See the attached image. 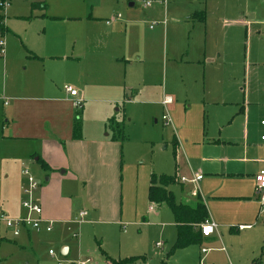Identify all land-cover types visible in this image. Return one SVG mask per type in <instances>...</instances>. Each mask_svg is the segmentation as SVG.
I'll return each instance as SVG.
<instances>
[{"label": "rangeland", "instance_id": "rangeland-1", "mask_svg": "<svg viewBox=\"0 0 264 264\" xmlns=\"http://www.w3.org/2000/svg\"><path fill=\"white\" fill-rule=\"evenodd\" d=\"M5 1L9 6L0 8L9 28L0 36L4 56L8 49L6 68L4 56L0 58L1 205L9 193L17 192L24 169L39 186L46 174L31 157L28 163L23 161L21 142L4 138L10 103L3 105L4 91L29 76L23 40L35 33L63 39L75 32V26L82 28L85 38L86 17L102 20L117 15L120 23L112 24L119 44L115 54L128 62L118 71L116 89L109 87L113 102L73 107L80 113L82 138L98 133L115 147L108 200L114 217L98 223L74 217L58 237L51 235V243L42 235H32L28 242L0 223V264H109L107 259H130L125 264H199V258L203 264H264V210L254 196V181L240 176L254 171L251 165L239 167L234 162L264 161V0H166L164 6L161 0ZM146 1L151 5L144 8ZM40 2L46 5V17L33 8ZM195 14L203 15V20L193 18ZM92 50L73 66L68 61L58 66L56 86L63 95L66 86L81 90L77 71L102 53L99 45ZM165 98L170 104L164 107ZM162 116L168 117V125ZM243 145L249 148L244 151ZM211 172L219 175L210 176ZM194 174L200 176L196 184L191 181ZM152 175L176 179L169 189L177 203L190 207L200 198L214 218L210 220L216 226L214 235L176 247V227L168 208L148 201ZM181 177L186 181L181 183ZM86 185L74 203L76 213L87 209L79 202L92 190ZM220 196L224 197L216 198ZM238 196L244 200L234 198ZM149 206L157 210L150 212ZM245 211L252 214L244 216ZM240 224L249 229H238ZM61 246L67 248L65 256Z\"/></svg>", "mask_w": 264, "mask_h": 264}, {"label": "crops", "instance_id": "crops-1", "mask_svg": "<svg viewBox=\"0 0 264 264\" xmlns=\"http://www.w3.org/2000/svg\"><path fill=\"white\" fill-rule=\"evenodd\" d=\"M159 4L163 6L161 1H159ZM45 6L43 2L33 4V8L42 12L41 17H46ZM129 6H132V4ZM67 19L76 21L74 18ZM111 19L113 20L110 24H106L109 19L101 20L95 18V16L86 17L84 30L87 31L88 35L85 38L80 34L82 28L77 29L75 26V32L63 39H48L44 33L42 35L35 33L34 37L30 36L26 38V41L23 40L27 52L24 57V64L29 76L9 91H4V96L8 100L5 98L3 105L7 106L8 101H10L4 120V134L7 133L4 138L15 141V143L21 142L24 149L23 161L28 163L27 158L31 157L35 167L46 173L44 185H40L33 196L34 200L41 205L43 218L53 222L54 231L34 233L22 230L20 234H23L22 236L28 242H30L32 235H42L43 240L51 243L53 240L52 234L58 237V231H62L69 221L74 217H78L80 211L76 213L74 203L81 198L80 194L84 192L85 186H88L86 182L89 183L92 190H89L88 194L82 198L83 200L79 201L87 208L84 211L86 212L85 218L98 223L106 217H114V209L109 208L108 200L112 190L109 173L114 165L113 150L115 147L98 133L89 138H82L81 134V139H72L73 121L77 112L73 108L70 96L65 91L63 95L56 86V73L60 64L68 61L73 66V64L81 61L84 53L93 51L92 47L99 45L102 53L94 56L98 59L95 61L91 58L85 67L77 71L76 84L81 89L78 92V97L87 104L90 102L110 103L114 101L115 97L110 93L109 87H112L111 90L113 91L116 89L118 71L128 61L116 57L117 54L115 53L119 48V44L112 31L117 27H113L112 24L120 23V17L116 15ZM4 27L6 31L0 32V36L9 32L8 26L4 24ZM98 30L101 31L98 32ZM99 33L101 37L97 38ZM1 61L6 68L8 49ZM107 84L111 85L105 87ZM53 91L57 93L55 94ZM89 95L93 98H88ZM104 137H107V135ZM242 147H244V151L249 148L247 145ZM39 161L47 166L46 170L41 168ZM234 162L238 163L239 167L252 166L253 173L240 175L248 176L247 178H250L251 181H254L255 174L262 166L259 160L249 161L244 158H237ZM25 163H21V167H24ZM209 175L219 174L211 172ZM82 182H84V185L80 187ZM24 183L23 177L17 192L14 193L15 195L9 193L8 201L2 205L0 204V210L9 217L24 215V210L20 204L22 199L21 187ZM253 190L257 204H259L261 210H264V200L261 201L255 193V182ZM221 197L224 196L216 198L220 199ZM234 198L244 200L242 196ZM178 203L181 204V202ZM242 205L243 203H238L236 205L237 210H240ZM149 208L150 212L157 210L154 206L152 210ZM156 212L158 213V211ZM250 213L245 211L244 216L249 217ZM210 220L214 222L212 216H208V221ZM172 223L174 225L173 216ZM237 228L247 230L249 226L240 224ZM213 235L214 232L204 238ZM60 254L62 256L67 254L65 246L60 247ZM201 254L205 253L201 252ZM199 264H203L202 261L200 262V258Z\"/></svg>", "mask_w": 264, "mask_h": 264}, {"label": "built area", "instance_id": "built-area-1", "mask_svg": "<svg viewBox=\"0 0 264 264\" xmlns=\"http://www.w3.org/2000/svg\"><path fill=\"white\" fill-rule=\"evenodd\" d=\"M166 0H161V4L164 6ZM151 2L146 1L144 3V8L150 7ZM9 6L8 2L5 0L0 1V8H7ZM113 19H109L106 21V24H110ZM4 55V42L0 40V58ZM64 91L70 96L72 99V105L74 108L79 109L82 104V99L78 97V92L70 86L64 87ZM163 106H167L170 104V99L165 98L162 102ZM162 121L164 125H168L170 120L166 116H162ZM261 125H264V122H261ZM261 140H264V137H261ZM262 166L257 171L254 176L255 182V193L258 195L261 201L264 200V161L261 162ZM22 176L25 177V183L21 187V207L24 210V215L20 217H9L4 214L0 210V223L9 230L13 236H18L22 230L32 231L34 233H50L52 231L53 222L43 218L41 205L34 200V192L37 190L39 184L34 180V178L29 174L27 169H24L22 172ZM200 176L198 174H194L192 176L191 181L196 183L199 181ZM185 178H181L180 182H185ZM153 206L149 209L152 210ZM86 216V212L80 211L78 213V220H82ZM200 234L203 237H208L213 234L215 230V225L210 221L206 220L202 224L198 226ZM202 253H205L204 250H201ZM48 255L50 257L54 256L52 250H48ZM83 264V263H81Z\"/></svg>", "mask_w": 264, "mask_h": 264}, {"label": "trees", "instance_id": "trees-1", "mask_svg": "<svg viewBox=\"0 0 264 264\" xmlns=\"http://www.w3.org/2000/svg\"><path fill=\"white\" fill-rule=\"evenodd\" d=\"M193 18H200V20H203V15L197 17L195 14ZM3 20V16H0V32L6 31ZM80 121V113H77L72 127V139L74 140L81 139ZM40 166L43 170L47 169L44 163L40 162ZM175 183L176 179L170 176L152 175L147 192L148 201L156 205H164L170 210L176 227V240L174 244L176 247H182L191 243H199L203 236L200 234L197 227L208 220L206 207L200 199L192 207L177 203L172 192L168 189ZM129 260L130 259L113 261L107 259V262L109 264H125V262Z\"/></svg>", "mask_w": 264, "mask_h": 264}]
</instances>
